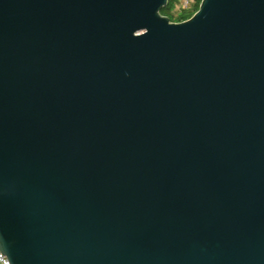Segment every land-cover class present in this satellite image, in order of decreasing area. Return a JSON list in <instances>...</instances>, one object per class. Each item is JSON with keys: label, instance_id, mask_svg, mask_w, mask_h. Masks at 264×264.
Masks as SVG:
<instances>
[{"label": "water", "instance_id": "95a60500", "mask_svg": "<svg viewBox=\"0 0 264 264\" xmlns=\"http://www.w3.org/2000/svg\"><path fill=\"white\" fill-rule=\"evenodd\" d=\"M0 0L11 264H264V0Z\"/></svg>", "mask_w": 264, "mask_h": 264}, {"label": "built area", "instance_id": "2783aa9c", "mask_svg": "<svg viewBox=\"0 0 264 264\" xmlns=\"http://www.w3.org/2000/svg\"><path fill=\"white\" fill-rule=\"evenodd\" d=\"M202 1L203 0H172V6H171L170 13L174 16L176 20H179L189 14L193 16L196 13L195 10L200 7ZM186 20H183V21H186ZM183 21H180V22H183ZM176 23H179V21ZM0 256H3L8 261V264H11L9 259L5 255H3L1 252H0Z\"/></svg>", "mask_w": 264, "mask_h": 264}, {"label": "trees", "instance_id": "16d2710c", "mask_svg": "<svg viewBox=\"0 0 264 264\" xmlns=\"http://www.w3.org/2000/svg\"><path fill=\"white\" fill-rule=\"evenodd\" d=\"M171 6H172V0H169V6L162 11V15L169 17L172 22H178V21L180 22V21L186 20V19H188V18H190L192 16V15H186L185 17H183V18H181L179 20H176L174 18V16L170 13ZM198 9L199 8H197L195 11L197 12Z\"/></svg>", "mask_w": 264, "mask_h": 264}, {"label": "snow or ice", "instance_id": "6c2138e0", "mask_svg": "<svg viewBox=\"0 0 264 264\" xmlns=\"http://www.w3.org/2000/svg\"><path fill=\"white\" fill-rule=\"evenodd\" d=\"M0 264H8V261L3 256H0Z\"/></svg>", "mask_w": 264, "mask_h": 264}, {"label": "rangeland", "instance_id": "374dc122", "mask_svg": "<svg viewBox=\"0 0 264 264\" xmlns=\"http://www.w3.org/2000/svg\"><path fill=\"white\" fill-rule=\"evenodd\" d=\"M189 15H191V14H189Z\"/></svg>", "mask_w": 264, "mask_h": 264}]
</instances>
